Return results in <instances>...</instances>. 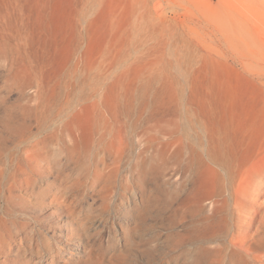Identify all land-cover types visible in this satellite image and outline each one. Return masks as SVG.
I'll return each instance as SVG.
<instances>
[{"label":"rangeland","instance_id":"rangeland-1","mask_svg":"<svg viewBox=\"0 0 264 264\" xmlns=\"http://www.w3.org/2000/svg\"><path fill=\"white\" fill-rule=\"evenodd\" d=\"M0 264H264V0H0Z\"/></svg>","mask_w":264,"mask_h":264},{"label":"bare ground","instance_id":"bare-ground-1","mask_svg":"<svg viewBox=\"0 0 264 264\" xmlns=\"http://www.w3.org/2000/svg\"><path fill=\"white\" fill-rule=\"evenodd\" d=\"M14 78L17 79L18 76L16 75ZM67 135L69 136V139H70V144L67 147V151L69 152L70 155L76 156V155L81 153L83 148L86 149V147L91 142L92 131H91V129H88V128L81 129V131H80V129L76 128L75 125L72 124V125H70L67 128ZM147 160H148V162L153 161L152 159H151V161H149V159L146 158V160L143 159L137 165L138 172H139V177L141 179L142 184H143V179H145L146 174H148V172H147V165H148L147 163L148 162L146 163ZM155 162H156V160H155ZM155 162H152V164L151 163L150 164H151L152 169L154 167H155L154 169H156V172H157L156 174L157 175L155 174V176H156L157 183H158V180L160 181V176H159V174H160V172H159L160 170L159 169L160 168L157 167L159 165L158 163H156L155 166H154ZM212 162L213 163H215V162L219 163L220 166L225 169V164H224L223 160L212 159L211 161L207 162V164H210ZM150 164L148 165L149 167H150ZM150 168H149L150 171L154 170V169L151 170ZM159 185H158V191H155L156 195H155L154 199H152V198L148 199V201L146 202V205L147 206L158 207V210L160 212H163L164 209H165L166 201H165V198L162 197L163 189H161L159 187ZM190 240H192V238ZM194 240H195V238L193 239V241ZM203 250L204 249L202 247L201 248L198 247V248L195 249L193 258L196 261L200 262V260L202 259Z\"/></svg>","mask_w":264,"mask_h":264}]
</instances>
